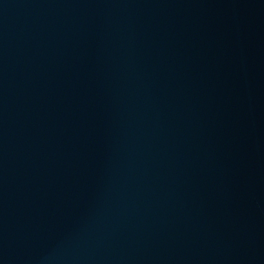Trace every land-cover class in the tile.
Here are the masks:
<instances>
[{
  "label": "water",
  "instance_id": "obj_1",
  "mask_svg": "<svg viewBox=\"0 0 264 264\" xmlns=\"http://www.w3.org/2000/svg\"><path fill=\"white\" fill-rule=\"evenodd\" d=\"M0 264H264V0H0Z\"/></svg>",
  "mask_w": 264,
  "mask_h": 264
}]
</instances>
